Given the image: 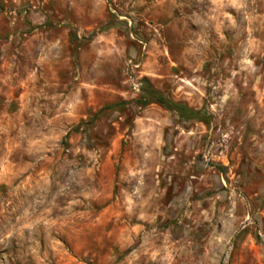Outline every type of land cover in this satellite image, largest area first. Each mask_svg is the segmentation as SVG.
Here are the masks:
<instances>
[{"label": "rangeland", "instance_id": "1", "mask_svg": "<svg viewBox=\"0 0 264 264\" xmlns=\"http://www.w3.org/2000/svg\"><path fill=\"white\" fill-rule=\"evenodd\" d=\"M0 264H264V0H0Z\"/></svg>", "mask_w": 264, "mask_h": 264}, {"label": "trees", "instance_id": "2", "mask_svg": "<svg viewBox=\"0 0 264 264\" xmlns=\"http://www.w3.org/2000/svg\"><path fill=\"white\" fill-rule=\"evenodd\" d=\"M143 85L140 88L139 98L135 101V104L139 108H145L150 104H157L166 110L173 112L177 115L180 121L190 122V121H199L203 123H207L208 121L204 119L200 113V111L195 110L189 107L187 104L182 102H175L172 99L165 96L162 92L155 89L148 81H143ZM122 106H125L126 103H119ZM119 104L109 105L105 107V109H113ZM100 110L94 116H97L101 113Z\"/></svg>", "mask_w": 264, "mask_h": 264}, {"label": "built area", "instance_id": "3", "mask_svg": "<svg viewBox=\"0 0 264 264\" xmlns=\"http://www.w3.org/2000/svg\"><path fill=\"white\" fill-rule=\"evenodd\" d=\"M131 86H132V88H133L134 91L140 92V86H139L138 83H136V82L133 81V82H131Z\"/></svg>", "mask_w": 264, "mask_h": 264}, {"label": "water", "instance_id": "4", "mask_svg": "<svg viewBox=\"0 0 264 264\" xmlns=\"http://www.w3.org/2000/svg\"><path fill=\"white\" fill-rule=\"evenodd\" d=\"M246 225V224H245ZM243 227V226H242Z\"/></svg>", "mask_w": 264, "mask_h": 264}]
</instances>
